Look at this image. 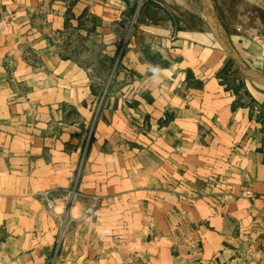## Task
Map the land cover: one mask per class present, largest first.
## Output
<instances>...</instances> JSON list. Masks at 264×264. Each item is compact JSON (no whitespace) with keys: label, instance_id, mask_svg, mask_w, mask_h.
Here are the masks:
<instances>
[{"label":"crops","instance_id":"crops-1","mask_svg":"<svg viewBox=\"0 0 264 264\" xmlns=\"http://www.w3.org/2000/svg\"><path fill=\"white\" fill-rule=\"evenodd\" d=\"M207 1L264 73V0ZM227 60L199 0H0V264H264V95Z\"/></svg>","mask_w":264,"mask_h":264},{"label":"rangeland","instance_id":"rangeland-1","mask_svg":"<svg viewBox=\"0 0 264 264\" xmlns=\"http://www.w3.org/2000/svg\"><path fill=\"white\" fill-rule=\"evenodd\" d=\"M141 2V1H140ZM222 2V6L224 7V13H226V16H222L224 17V19H231V18H236V14L235 13V10L237 8H241V9H247V7L240 1L238 0H221ZM184 12V11H182ZM177 13H181V11H177ZM186 13V12H185ZM182 16V15H181ZM262 17V16H261ZM191 21V25L192 26H195V27H203L200 23H198L196 21V19L194 18H191L190 19ZM82 43H80L81 45ZM83 46L87 47L86 45L83 44ZM88 50H90L91 52H96V49L94 46H90V47H87ZM88 55H83V56H80L82 57V62L83 63H86V59H88L89 57H87ZM94 65L96 66L98 72L101 74L103 71H104V68L106 66L105 62L102 61L101 59H98L97 56H94ZM260 72L263 73V71L261 70ZM264 74V73H263ZM225 77H226V80H227V85L228 86H231L232 88L234 87L235 90L237 91H244V89L246 88V86H248V88L251 90V91H257L259 92L260 94H263L264 95V87L260 86V85H254L252 84L248 78H246V76L237 68V66L232 62V60H227L226 62V65H225ZM92 123V121H91ZM75 180L76 179V175L74 177V179L72 180V182H70L69 184V187H68V194L72 193V192H76V183H75ZM67 194V195H68ZM69 198L70 200H73L75 198L74 197H70L69 195ZM46 204V203H45ZM47 206V205H46Z\"/></svg>","mask_w":264,"mask_h":264},{"label":"water","instance_id":"water-1","mask_svg":"<svg viewBox=\"0 0 264 264\" xmlns=\"http://www.w3.org/2000/svg\"><path fill=\"white\" fill-rule=\"evenodd\" d=\"M202 4V7L205 10V13L208 17V22L212 27L214 34L216 35L217 40L221 44V46L226 51L227 56L230 60L237 66V68L248 78V80L254 85H260L264 87V74L259 70L247 65L243 62L238 55L233 50L230 45L227 33L222 23L218 19L217 15L213 11L207 0H199Z\"/></svg>","mask_w":264,"mask_h":264},{"label":"built area","instance_id":"built-area-1","mask_svg":"<svg viewBox=\"0 0 264 264\" xmlns=\"http://www.w3.org/2000/svg\"><path fill=\"white\" fill-rule=\"evenodd\" d=\"M105 90H106V88H105L104 91L102 92V95H101V97L98 99V102H97L96 107H95V109H94V114H93V118H92V124H93L95 118L97 117V114H98L99 109H100V107H101V104H102V101H103V96H104V94H105ZM91 126H92V125H91ZM90 130H91V128H90ZM87 138H89V134H88ZM76 179H77V176H76ZM76 181H77V180H75V183H76ZM69 195H70V197H74V196L76 195V192H72V193L68 194V196H69ZM43 197H44V200H45V203H46L47 207H48L49 209H52V207H53V199H52L47 193H44V194H43ZM95 205H96V198H94V199L92 200V202H91V203L85 208L84 213H85V214H92V213L94 212Z\"/></svg>","mask_w":264,"mask_h":264},{"label":"trees","instance_id":"trees-1","mask_svg":"<svg viewBox=\"0 0 264 264\" xmlns=\"http://www.w3.org/2000/svg\"><path fill=\"white\" fill-rule=\"evenodd\" d=\"M233 89L235 90V88L233 87Z\"/></svg>","mask_w":264,"mask_h":264}]
</instances>
